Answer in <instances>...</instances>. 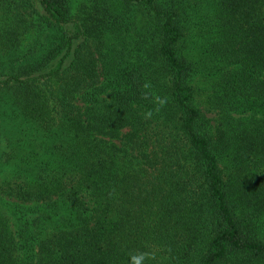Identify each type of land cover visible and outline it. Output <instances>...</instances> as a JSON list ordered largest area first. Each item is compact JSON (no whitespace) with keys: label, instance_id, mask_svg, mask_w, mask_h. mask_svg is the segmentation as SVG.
Instances as JSON below:
<instances>
[{"label":"trees","instance_id":"1","mask_svg":"<svg viewBox=\"0 0 264 264\" xmlns=\"http://www.w3.org/2000/svg\"><path fill=\"white\" fill-rule=\"evenodd\" d=\"M35 1L1 17L51 40L0 65L31 137L0 264H264V0Z\"/></svg>","mask_w":264,"mask_h":264},{"label":"rangeland","instance_id":"2","mask_svg":"<svg viewBox=\"0 0 264 264\" xmlns=\"http://www.w3.org/2000/svg\"><path fill=\"white\" fill-rule=\"evenodd\" d=\"M103 1V0H102ZM94 0H70L71 14L73 16H88L90 7ZM115 2V0H114ZM4 0H0V27L6 28L10 23L17 24V32L14 34L15 44L10 47H5L3 40L0 43V65L9 63L12 59L13 63L21 66L23 63L29 61V57H40L45 53L48 47L47 43L51 40V32L46 29L40 20L32 14L29 10H32L30 4L36 3L35 0H29V10L25 9L23 18L16 21H6L1 17L12 16L14 17L13 10L16 11V5H12L10 12L5 14V8L3 6ZM16 8V9H15ZM19 16V15H18ZM20 17V16H19ZM68 28H73L72 24L67 25ZM27 28V29H26ZM17 67V68H18ZM19 94V93H17ZM17 94L14 90H1L0 91V158L9 156V160H0V184L4 181H11L14 174L15 159L27 154L29 150V122L22 117L20 107L17 106ZM2 200H10L8 196H1L0 193V206L4 214L10 219L11 228L16 230V218L6 209L5 205H2Z\"/></svg>","mask_w":264,"mask_h":264}]
</instances>
